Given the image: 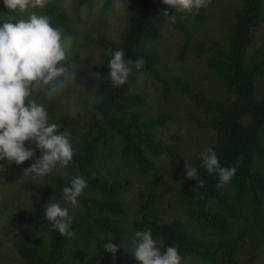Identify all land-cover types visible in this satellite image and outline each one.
<instances>
[{"label": "trees", "instance_id": "obj_1", "mask_svg": "<svg viewBox=\"0 0 264 264\" xmlns=\"http://www.w3.org/2000/svg\"><path fill=\"white\" fill-rule=\"evenodd\" d=\"M116 1L118 32L92 38L96 0H0V170L38 200L1 194L0 259L9 241L7 264H264V0ZM178 90L208 136L183 168L158 101Z\"/></svg>", "mask_w": 264, "mask_h": 264}, {"label": "rangeland", "instance_id": "obj_2", "mask_svg": "<svg viewBox=\"0 0 264 264\" xmlns=\"http://www.w3.org/2000/svg\"><path fill=\"white\" fill-rule=\"evenodd\" d=\"M103 1L104 0H96V2L92 4L94 8V12H95L94 15L88 12L90 15H92L93 19L95 18L96 21L92 20L93 21L92 25L89 23L91 21H89L85 26L81 27V29H83L86 32V34L92 38L95 36L97 32L98 33L105 32L106 36H109V35L114 36V34H116L119 29V22L121 21V17H122V3L114 0L112 7L110 9L103 10L102 9ZM229 6H230V2L225 1L223 7L221 8V11L217 12V14L215 15L218 21H211L212 25L214 26L213 32L216 33L217 35L220 33V30H221V27L219 26V24L221 22L223 10H225V7H229ZM88 18L92 19L90 16ZM199 28H200L199 35L201 37L206 35L207 32H211L210 29L206 32V30L202 28L201 25L199 26ZM167 37L168 39H167L166 45L169 48H171V51L173 52L172 54L174 55V58H176L177 56L176 48L178 47V44H179L176 42L177 38L169 34H167ZM91 51H90V54L92 53ZM171 58H172V62H170L171 64H169L170 65L169 68H171V74H173V76L177 77V76L188 75L185 78L190 79L195 82L197 81L201 86H206L211 91L215 89L213 82L210 81V79L206 77L205 71H204V68L201 62H199L198 60L196 61L193 60L190 66H187L184 69V66L187 65L188 61L181 62L178 59L175 60L172 56ZM188 59L191 60L190 57ZM5 96H7V94H5ZM159 99L160 100L158 101L162 103L163 105L168 102L167 104H169V106L174 107L175 112L178 114V120H177V123L174 124L173 129L177 131L176 133L181 135V141H180L181 153L179 154L178 158L175 160V163L177 165H180L183 168L185 157L190 156L193 153H195L197 150H199V148H201V145L207 142L208 136H206L203 132H201L200 130L196 128V123L194 121V118H196L198 114L195 111V109L191 106L188 99L184 95L183 96L180 95L179 90L174 91V93L168 97L167 101L163 100L162 98H159ZM170 164L172 167L168 169L174 170V168H176L174 164V160L173 162L171 161ZM58 167L61 168V166H58ZM4 171H5L4 168L0 170V197L2 196L1 194H4L7 196V193L9 192L10 193L9 196L14 197L15 201L16 202L19 201L18 204H21V205L25 203L33 204L38 201L37 198L32 197V196H29L28 198L21 197V195L19 194V191L16 188V185L14 184V182L17 181L18 177L23 176L25 172L22 173V171L21 170L18 171V169L10 170L8 172L10 175V178H9L10 180L8 183L6 182V176L3 173ZM165 174L166 172L159 171V175H160L159 177L162 181H164L166 178ZM138 184H140V182L135 184V187L132 189V194L130 196V200H133V206L135 202H137V198H136L137 196L136 195L134 196V194L139 187ZM165 188L166 187H164V189ZM165 196L167 197V195ZM39 203H40V200H39ZM168 204H170V206H168ZM164 205H165L164 208L167 214H170L171 216H174V215L177 216L178 214L179 216H181V218L185 219V217L181 215L180 211L176 210L175 208L172 209L173 205L171 206V203L169 201H165ZM13 206L14 204H12V207ZM15 230L21 232V229L18 226L15 228ZM138 247L144 252L145 250L149 248L143 241L138 242ZM10 249H11L10 242L9 241L5 242L4 247L1 248V254L3 255V257L2 259H0V264H7V262H9L7 260L11 254Z\"/></svg>", "mask_w": 264, "mask_h": 264}]
</instances>
